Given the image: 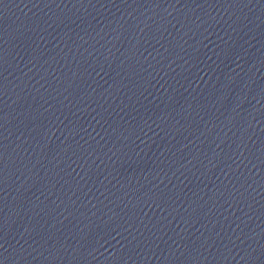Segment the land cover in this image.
I'll return each mask as SVG.
<instances>
[{
	"label": "water",
	"instance_id": "water-1",
	"mask_svg": "<svg viewBox=\"0 0 264 264\" xmlns=\"http://www.w3.org/2000/svg\"><path fill=\"white\" fill-rule=\"evenodd\" d=\"M0 264H264V0H0Z\"/></svg>",
	"mask_w": 264,
	"mask_h": 264
}]
</instances>
